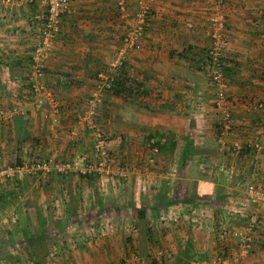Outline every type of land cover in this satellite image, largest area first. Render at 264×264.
<instances>
[{"label":"crops","instance_id":"obj_1","mask_svg":"<svg viewBox=\"0 0 264 264\" xmlns=\"http://www.w3.org/2000/svg\"><path fill=\"white\" fill-rule=\"evenodd\" d=\"M138 1L149 7L147 24L118 66L137 86L102 92L94 116L110 169L82 172L78 158L94 161V141L87 143L94 136L77 116L97 73L109 70L135 26ZM124 6L120 13L117 0H73L60 14L41 78L57 104L53 125L52 103L33 105L26 86L38 39L33 15L44 5L0 0V108L12 110L0 119V168L42 157L73 161L64 172L0 173V264H205L215 257L220 264H264V204L243 199L245 184L264 188V0H224L220 8L225 107L233 120L222 135L205 62L214 0ZM161 186L177 201L155 212ZM166 211L175 214L164 218ZM251 214L256 224L242 247L233 232Z\"/></svg>","mask_w":264,"mask_h":264},{"label":"built area","instance_id":"obj_2","mask_svg":"<svg viewBox=\"0 0 264 264\" xmlns=\"http://www.w3.org/2000/svg\"><path fill=\"white\" fill-rule=\"evenodd\" d=\"M36 1L44 5L43 14H34L33 18L39 20L38 25V39L34 44V47L31 52V61H30V71L26 78V86L28 92L30 93V98L32 99L33 105L39 107L44 99L47 98L52 103L53 113L50 118V122L54 125L59 121V116L56 113L57 104L54 102L52 96V89L47 84L43 83L41 80L43 73V60L46 56L47 51L49 50L54 36L59 30V18L60 14L68 11L71 7L73 0H29ZM224 0H214V6L216 10L212 12L208 18L209 28H208V38L209 44L206 48V69L207 77L209 81L214 86V96H213V107L215 111L219 113L221 120V133L220 135L228 132L232 128V117L225 107V103L228 101V98L225 93V87L227 82L222 74V66L224 64V59L222 56L223 48V35L222 29L224 26V19L222 12L220 11L221 5H223ZM138 7L135 12V19L137 20L135 26L124 33L122 36V45L118 46L117 55L111 63L109 70L107 72H98L92 87V92L87 98L84 108L81 113L77 116V122L86 125L88 128L93 129L94 143H93V158L94 161L88 160L85 154L79 155V161L82 164V172H108L110 169L111 155L107 149L106 139L103 136L102 132L98 130L95 125L94 116L96 108L101 101L102 92H110V85L112 80V71L114 68H117L124 56L127 47H133L137 43L138 39L142 35L143 28L147 24V15L149 13V7L144 4L142 1H138ZM117 6L119 7V12H125L124 0H117ZM59 82H63V77L58 78ZM9 116L12 112H6L0 109V119L4 118L3 116ZM22 113L23 110H20ZM2 116V117H1ZM7 118V117H6ZM5 118V119H6ZM69 135L75 134V130L71 129L68 131ZM253 148L260 149L261 145L257 142L251 144ZM233 148L235 151L240 149L239 144L234 143ZM73 161L69 159L55 160L51 157H42L35 158L30 162H26L19 167H5L0 169V173L3 175L12 174L13 172L18 171H29L35 172L38 170L49 171L50 169L57 172H64L72 168ZM244 201L247 202H259L264 204V188L259 184L247 183L244 187ZM248 221L245 223L242 230H234L233 234L238 239L239 244L242 247L247 246V241L249 240V232L256 224L255 214H251L248 218ZM101 232H103L100 229ZM62 242H58L61 244ZM221 258L215 257L212 261H204L205 264H220ZM121 264H127L126 261H123Z\"/></svg>","mask_w":264,"mask_h":264},{"label":"trees","instance_id":"obj_3","mask_svg":"<svg viewBox=\"0 0 264 264\" xmlns=\"http://www.w3.org/2000/svg\"><path fill=\"white\" fill-rule=\"evenodd\" d=\"M205 62H206V52H205ZM222 69H223V66H222ZM132 82H136V81L130 80L129 78H126V77H123L120 72L115 70L112 72L110 92L114 95H121L122 93L131 92V91H133V86H135V87L137 86V83H136V85L133 84V86H132L130 84ZM190 147H191L190 143H187L186 146L183 147V149L181 151V156H180L178 167L181 168L185 164V156L188 152H190ZM163 184L165 185V182H163ZM182 200H184V199H182ZM176 201H177L176 198L173 196L172 197L168 196L167 192L165 190V187L161 186L160 190L156 193V195L154 197L152 209L155 210V212H156L158 210V208L166 207L167 205L174 203ZM143 212H144V208H140L137 210V213H138L137 215L139 217H141ZM150 261H151V263L154 262L153 259H151Z\"/></svg>","mask_w":264,"mask_h":264},{"label":"rangeland","instance_id":"obj_4","mask_svg":"<svg viewBox=\"0 0 264 264\" xmlns=\"http://www.w3.org/2000/svg\"><path fill=\"white\" fill-rule=\"evenodd\" d=\"M121 65V64H120ZM118 71L119 70V67H117V68H114L113 69V71ZM112 71V72H113ZM118 72H120V71H118ZM30 94V93H29ZM1 110H4V111H6V112H10V108H0ZM19 113V112H18ZM11 114H12V112H11ZM10 114V115H11ZM9 115V116H10ZM3 116H5V112H4V114H3ZM9 116H5L4 118H1V120H5V118L7 117H9ZM2 117V116H1ZM6 118V119H7ZM97 121H98V119H97ZM93 141H94V139L92 138V135H90L89 137H88V144H92L93 143ZM33 160V159H32ZM31 159H29L28 161H26V162H30V161H32ZM69 160H71V159H69ZM72 161V160H71ZM25 162V163H26ZM9 167V166H8ZM3 168H5V167H1L0 169H3ZM17 172V171H16ZM18 172H20V171H18ZM23 172H28V171H26V170H24V171H21V173H23ZM3 175H5V174H3ZM139 183V182H138ZM136 186V185H135ZM152 187V183H149V185H148V188H151ZM140 187H138V184H137V186L135 187V189L136 190H138V191H140L141 192V194H143L142 192H144V191H142V189H139ZM145 189H147V186H145ZM145 196V197H144ZM141 197H143L142 199L143 200H145V202H147V201H149V196H148V193L147 194H143V195H141ZM152 197L150 196V199H151ZM163 213V212H162ZM175 213H173L172 211H166L165 213H164V215H163V217L164 218H167V217H169V218H172V216L174 215ZM156 216H158V214H156ZM156 218V217H155ZM63 243V242H62ZM53 247V243H51L50 244V249ZM56 248H57V245H56ZM58 250V249H57ZM50 255H55V253L53 252V248H52V250L50 251ZM151 260V259H150ZM150 260H148L149 262H151ZM153 260H155V259H153ZM147 261V262H148ZM156 261V260H155Z\"/></svg>","mask_w":264,"mask_h":264}]
</instances>
